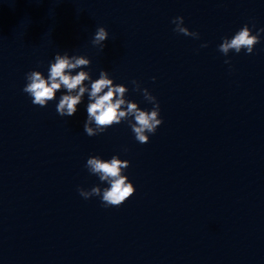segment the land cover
Listing matches in <instances>:
<instances>
[{
  "label": "clouds",
  "instance_id": "obj_1",
  "mask_svg": "<svg viewBox=\"0 0 264 264\" xmlns=\"http://www.w3.org/2000/svg\"><path fill=\"white\" fill-rule=\"evenodd\" d=\"M171 22L175 25L173 29L175 33L194 39L200 38L198 32L190 31L185 26L184 17H174ZM262 32L264 28L253 34L252 29L245 24L231 38L224 37L218 46V51L224 56H228L230 52L239 54L241 51L252 54L256 44L260 42ZM108 38V30L100 26L95 30L91 43L103 50ZM201 47H207V44H202ZM225 63L230 64L231 61L225 60ZM90 65V58L84 55H69L67 51L63 54L57 52L54 59L49 62L47 77L41 71H29L25 75L26 84L22 91L32 98L34 105L45 107L56 98L58 91L66 90V94L60 96L56 105V111L61 117L73 116L87 93L89 103L83 128L89 137L102 134L113 125L127 121L136 141L141 144L148 143L150 135L155 134L163 123L156 97L148 89H141L139 82L133 80L131 83L135 90L141 91L144 99L153 105L151 110L142 109L136 102L125 99L128 88L123 84H114L105 70H101L99 78L93 80L90 71L83 70ZM78 69L80 70L77 71ZM86 81H90V87ZM129 167L130 161L122 160L118 155H113L108 160L100 156H90L86 160L85 168L108 186L101 188L96 185L90 190L78 187L79 195L84 199L99 197L104 207L121 206L136 191L133 183L124 174Z\"/></svg>",
  "mask_w": 264,
  "mask_h": 264
}]
</instances>
